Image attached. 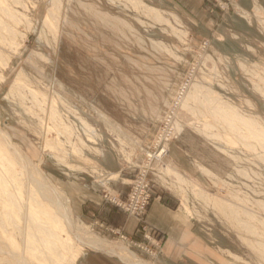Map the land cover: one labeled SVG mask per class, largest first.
Wrapping results in <instances>:
<instances>
[{
	"label": "rangeland",
	"instance_id": "1",
	"mask_svg": "<svg viewBox=\"0 0 264 264\" xmlns=\"http://www.w3.org/2000/svg\"><path fill=\"white\" fill-rule=\"evenodd\" d=\"M56 1L0 0V129L29 159L0 138V264H81L94 252L84 243L100 238L162 264L165 236L147 216L165 195L210 242L205 264H264V0L249 8L238 0L228 11L207 0L224 21L212 32L188 24L165 0L141 1L168 23L146 15L137 0H58L53 9ZM50 10L54 26L45 21ZM169 132L177 134L167 142ZM159 135L168 151L147 170L145 220L159 231L161 248L150 255L134 244L145 242L140 221L109 197L127 199ZM181 148L196 155L192 177L170 158ZM169 163L185 181L166 171ZM69 182L89 184L134 218V234L79 215ZM53 189L72 226L57 227L63 216Z\"/></svg>",
	"mask_w": 264,
	"mask_h": 264
},
{
	"label": "crops",
	"instance_id": "2",
	"mask_svg": "<svg viewBox=\"0 0 264 264\" xmlns=\"http://www.w3.org/2000/svg\"><path fill=\"white\" fill-rule=\"evenodd\" d=\"M165 1L173 5L184 21L191 26H198L200 32L208 30L212 32V30H219L224 26L221 14L209 11L210 3L207 0ZM240 4L243 7L249 8L251 7V0H241ZM235 23L241 24V21H235ZM180 150V155L173 151L170 158L178 168L192 177V163L189 157L196 155H190L192 151L189 149H185L184 151L181 148ZM202 162L209 165L208 161ZM169 164L178 169L174 164ZM189 176L187 177L191 178ZM68 184L71 187L70 195L72 196L73 204L79 215L90 221L98 218L107 224L124 228L128 234H134L138 226L134 218L127 216L118 208L104 203L102 197L94 192L89 187V184H77L74 182H69ZM122 187L123 189H127L126 186ZM175 206L173 198L165 195L163 199L154 198L149 208L148 221L160 229L165 236L160 262L162 264H181L185 262L205 264L207 260L212 259V252L207 251L208 249H212L210 242L202 235L197 222L183 212L180 207ZM92 250L94 252H88L83 256L81 264H115V262L121 264L119 260L114 258V254L112 253L103 249ZM104 259H107L109 262H105Z\"/></svg>",
	"mask_w": 264,
	"mask_h": 264
},
{
	"label": "built area",
	"instance_id": "3",
	"mask_svg": "<svg viewBox=\"0 0 264 264\" xmlns=\"http://www.w3.org/2000/svg\"><path fill=\"white\" fill-rule=\"evenodd\" d=\"M211 3L213 2L215 6L219 7L223 11H228L231 7L237 5L238 0H209ZM214 6V7H215ZM184 90V89H183ZM186 90L182 92L184 94ZM181 99V97H180ZM170 121V119H168ZM165 124H167L165 120ZM164 130V128H162ZM173 127L170 129L172 130ZM177 133L169 132L165 137V141L170 142L172 136H175ZM161 135L157 137L155 144H153V149L149 150L151 152L147 153V158L145 164L141 165L139 171L136 172L134 176L133 184L131 185V190L128 193V197L126 200H123L114 195H110L109 202L114 205L122 208L126 213L134 216L140 221V227L138 233L145 242H150V244H145V242H136L134 243L138 248L148 252L149 254L155 255L158 250L161 248V239L159 238L160 233L158 230L150 226L146 220L147 209L151 200V183L149 185L148 177L149 173L147 170H154L153 164L159 163L164 156L167 154L168 149L165 148V142L159 143V138ZM159 149V150H158ZM158 150V151H157ZM167 150V151H165ZM109 195V194H107ZM110 230V229H109ZM111 233L118 236L122 241H129L130 238L127 236L122 230L111 228Z\"/></svg>",
	"mask_w": 264,
	"mask_h": 264
},
{
	"label": "bare ground",
	"instance_id": "4",
	"mask_svg": "<svg viewBox=\"0 0 264 264\" xmlns=\"http://www.w3.org/2000/svg\"><path fill=\"white\" fill-rule=\"evenodd\" d=\"M55 2V1H54ZM60 2L57 0L56 1V4H55V6H54V8L53 9H56L57 7H60ZM137 6L139 7V8H142L143 9V11H144V13L146 14V15H148V16H150V17H153V18H155V19H157V21L159 20V21H164L165 23L167 22H169V20L168 19H164L163 18V16L161 15L162 13H160V11L158 10V9H156V8H153V7H150V6H147V5H143V2L141 1V0H137ZM57 5V6H56ZM52 10H50L49 11V13H48V15H47V17H46V22L48 23V24H50L51 26L53 25L54 26V23H53V18L51 17V16H53L54 14H55V12L56 11H52ZM158 21V22H159ZM5 78L4 77H2V80H4ZM220 104V103H219ZM232 108V107H231ZM227 111H228V109H227ZM170 113V112H169ZM221 113V112H220ZM233 114V113H232ZM239 115V114H238ZM169 116V115H168ZM167 116V117H168ZM232 116V115H231ZM235 117V116H234ZM239 117H240V115H239ZM236 118V117H235ZM234 118V119H235ZM168 119H170V121H172V116H170V118H168ZM236 121V120H235ZM243 121H244V119H243ZM245 121H247V119L245 120ZM248 121H250V120H248ZM247 121V122H248ZM256 121V120H255ZM257 122V121H256ZM244 123V122H243ZM252 123H254V122H252ZM250 124V123H249ZM71 127V126H70ZM250 129V128H249ZM226 132V131H225ZM230 134V133H229ZM237 134V133H236ZM236 134H235V136H236ZM240 136V135H239ZM238 137V136H237ZM0 138L3 140V142L5 143V145H6V147H8L9 149H12V150H14V152H15V154L16 155H18L24 162L25 161H29V159L24 155V153H23V151L20 149V147H18V145L16 144V143H14V141L12 140V137H11V135H10V133H8L7 131H5V130H2V129H0ZM234 138H236V137H234ZM223 141V140H222ZM3 142H2V144H3ZM223 150V149H222ZM163 161V160H162ZM201 167H203V166H201ZM203 169H204V167H203ZM162 170V169H161ZM163 171V170H162ZM166 171H171V172H174L175 173V175H177L178 176V171H176L175 170V168L174 167H171V166H167L166 167ZM180 171V170H179ZM207 171V170H206ZM173 173V174H174ZM207 173H210V172H207ZM162 174V173H161ZM166 175V174H165ZM174 177V176H173ZM178 177H180V176H178ZM180 178H182V177H180ZM151 179L148 177V181H150ZM180 180V179H179ZM182 180L183 181H185L183 178H182ZM187 181V180H186ZM189 181V180H188ZM37 182V181H36ZM41 182V181H40ZM43 184V183H42ZM45 185V184H44ZM195 185V184H194ZM47 186V185H46ZM45 186V187H46ZM201 186V185H200ZM43 187V186H42ZM196 187V186H195ZM199 187V186H198ZM53 193L55 194V199H56V205H57V209H60V215H62L63 216V221H58L57 220V223H58V225L59 226H57V227H59V228H64L65 227V224H68V225H70V226H72L73 224H72V217H71V214H70V212H69V210H68V208L65 206V204L63 203V200H61V197L62 196H60V194L58 193V191H56L55 189H53ZM209 195V194H208ZM48 199V198H47ZM63 199V198H62ZM239 199V198H238ZM51 200V199H50ZM214 201H217V200H214ZM221 202V201H220ZM231 202V201H230ZM222 203V202H221ZM248 203V202H247ZM250 203H252V202H250ZM255 203V202H254ZM234 204V203H233ZM236 204H237V202H236ZM240 204V203H239ZM224 205V204H223ZM231 205V204H230ZM221 206V205H220ZM225 207V206H224ZM227 207V206H226ZM259 207V206H258ZM221 208H223V207H221ZM237 208V207H236ZM238 210H239V208H237ZM247 209V208H246ZM224 210V209H223ZM227 209H225L224 211H226ZM59 211V210H58ZM228 211V210H227ZM251 212V211H250ZM34 213V212H33ZM35 213H37V212H35ZM227 213V212H226ZM225 213V214H226ZM244 213V212H243ZM246 213V212H245ZM38 214V213H37ZM228 214V213H227ZM33 215H35V214H33ZM39 215V214H38ZM38 215H36V217L38 216ZM229 215V214H228ZM245 215V214H244ZM234 216H237V215H234ZM230 217V216H229ZM233 217V216H232ZM241 217H244V216H241ZM61 218V217H60ZM237 218H239V217H237ZM232 219V218H231ZM246 219H248V218H246ZM236 222L238 221V220H235ZM240 221V220H239ZM56 222V221H55ZM253 223V222H252ZM249 225V224H248ZM243 227V226H242ZM248 228V227H247ZM251 229V228H250ZM249 231V230H248ZM54 233V232H53ZM85 235V234H84ZM79 237V236H78ZM71 238V237H70ZM80 239V241H82L81 240V238H79ZM101 239V238H100ZM98 240V239H92L91 241H89V242H86V243H84L85 244V246H86V250H87V248L88 249H90V248H94V249H103V250H105V251H107V252H109V253H112V254H114V255H117L119 258H121L122 260H124L125 262H127V263H129V264H147V262L145 261V260H142V259H140L139 257H138V255L134 252V251H132V250H130L126 245H114V243H111V241H106V240H104V239H102V240ZM55 243V242H54ZM63 245H64V243H63ZM57 246V245H56ZM58 248V247H57ZM67 250V249H66ZM83 253H84V250H83ZM151 255V254H150ZM156 255V254H155ZM78 257V256H77ZM73 264H74V262H73Z\"/></svg>",
	"mask_w": 264,
	"mask_h": 264
}]
</instances>
